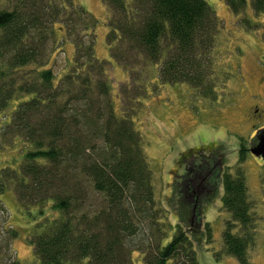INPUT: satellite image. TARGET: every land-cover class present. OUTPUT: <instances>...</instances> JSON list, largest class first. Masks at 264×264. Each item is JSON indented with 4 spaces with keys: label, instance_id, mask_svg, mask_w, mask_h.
Here are the masks:
<instances>
[{
    "label": "trees",
    "instance_id": "16d2710c",
    "mask_svg": "<svg viewBox=\"0 0 264 264\" xmlns=\"http://www.w3.org/2000/svg\"><path fill=\"white\" fill-rule=\"evenodd\" d=\"M224 1L229 12L244 13L245 0ZM257 1L256 12H262L264 0ZM102 2L111 58L136 85L121 84L118 114L111 63L95 56L90 13L73 0H0V135L7 141L0 147L22 152L18 168L0 169V193L11 189L25 212L34 209L32 264H133V252L142 255V264H199L193 237L199 242L204 234L211 242V232L208 222L200 231L193 216L200 208L191 198L198 193L187 184L191 168L179 181L178 198L189 236L158 206L133 121L145 95L139 76L147 65L159 66L161 83H186L201 98L215 99L217 80L206 78L211 71L217 77L207 52L217 36L215 12L205 0ZM63 37L73 46V60L55 81L51 62ZM244 152L242 145L239 162ZM215 155L222 167V155ZM205 188L199 196L204 200L214 195L215 184L207 179ZM222 189L221 207L230 220L215 256L249 264L255 219L241 167L223 175ZM189 201L195 209H188ZM15 236L0 199V264H19Z\"/></svg>",
    "mask_w": 264,
    "mask_h": 264
},
{
    "label": "rangeland",
    "instance_id": "374dc122",
    "mask_svg": "<svg viewBox=\"0 0 264 264\" xmlns=\"http://www.w3.org/2000/svg\"><path fill=\"white\" fill-rule=\"evenodd\" d=\"M205 1L215 12L218 27L214 44L207 51L211 49L212 67L215 66L217 72V77L212 71L206 77L217 80L215 99L201 98L186 83H161L159 66L147 65L139 76L146 81L145 95L140 99L142 104L133 125L143 139V152L152 173L151 183L158 206L167 210L172 225L179 224L189 236L190 224L178 205L179 181L188 175L189 167L197 161L196 158H192L191 163L186 161L191 159V151L195 155L208 147H214L213 153L222 155L221 171H215L216 176L208 178L215 184L214 195L205 200L199 198V213L196 216L193 212L194 218L199 219L200 231L204 232L208 222L211 232V242L204 241V234L199 242L193 237L199 264H239L234 256L221 255L217 259L215 254L223 248L222 233L226 221L230 220V214L221 207L223 175L236 174L238 167L243 169L247 194L253 203L250 213L255 219L247 259L249 264H264V164L248 149L256 142L255 133L264 129V10L256 12L257 0H245L244 13L238 14L229 12L224 0ZM73 2L90 13L95 21V56L111 63L108 74L111 100L118 114L121 101L117 92L121 84L126 82L131 88L136 85L128 72L111 58L106 40L108 11L102 0ZM63 32L59 31V35ZM59 40L62 49L53 55L54 62H51L55 81L69 67L74 53L66 37ZM255 108L258 109L255 111ZM242 145L245 155L239 162ZM207 151L203 153L208 158L212 152ZM21 157L19 149L0 147V169L7 166L18 168ZM0 199L7 210L10 225L16 231L13 248L17 260L19 264H32L34 257L29 234L35 223L34 209L30 214L25 212L11 189L0 193ZM192 203L189 201L188 209L192 208ZM131 259L133 264H142V255L138 252H133Z\"/></svg>",
    "mask_w": 264,
    "mask_h": 264
},
{
    "label": "flooded vegetation",
    "instance_id": "af4514ba",
    "mask_svg": "<svg viewBox=\"0 0 264 264\" xmlns=\"http://www.w3.org/2000/svg\"><path fill=\"white\" fill-rule=\"evenodd\" d=\"M258 107V106H257ZM258 108H255V111ZM258 135L259 133H255V144H257L258 142ZM213 148L214 147H208V149H205L204 151L201 150L200 153H198V151H196L198 154L192 155L190 152L189 157L191 158L190 160L186 161L188 163L192 162V158H196V163L194 165H191V167H189V169L191 170V172H189V174L193 173V178L189 180H187V184H189L190 187H192L193 191L198 193L197 195H193L191 196L192 200L195 197V200L198 199V203H199V196L205 194V192L207 191V189L205 188V185L207 184V179L214 176L215 171H221V165L217 166L218 163L215 160V153H213ZM249 149V148H248ZM206 150L212 152L209 157L207 158L206 154H204L203 152H206ZM207 151V152H208ZM197 155V156H196ZM198 157V158H197ZM218 175V174H217ZM193 192V193H194Z\"/></svg>",
    "mask_w": 264,
    "mask_h": 264
},
{
    "label": "water",
    "instance_id": "95a60500",
    "mask_svg": "<svg viewBox=\"0 0 264 264\" xmlns=\"http://www.w3.org/2000/svg\"><path fill=\"white\" fill-rule=\"evenodd\" d=\"M249 152L255 157L261 158L264 164V129L259 131L258 142L256 145L249 148Z\"/></svg>",
    "mask_w": 264,
    "mask_h": 264
}]
</instances>
